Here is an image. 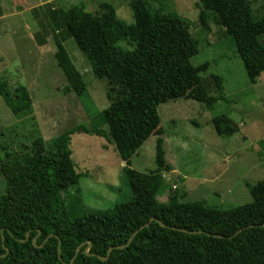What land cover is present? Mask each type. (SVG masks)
I'll return each mask as SVG.
<instances>
[{
	"label": "trees",
	"instance_id": "1",
	"mask_svg": "<svg viewBox=\"0 0 264 264\" xmlns=\"http://www.w3.org/2000/svg\"><path fill=\"white\" fill-rule=\"evenodd\" d=\"M97 1L95 15L86 12L83 4L69 10L48 8L42 20L49 30L40 26L45 35L50 32L53 37L54 59L66 80L65 94L82 98L87 93L82 75L64 48L65 41L72 39L92 76L107 81L115 98L89 126L78 125L47 144L38 138L27 150L4 153L0 163L6 185L0 195V264H264V181L250 188V204L226 211L204 202L185 204V194L179 191L164 204L157 201L166 186L161 175L171 172L158 106L177 99L193 100L207 109L218 101L229 103L222 79L211 77L215 88L211 96L192 65L199 47L189 34L187 21L176 14L151 11L147 0H127L133 18L127 25L117 19L111 5ZM198 1L201 25L208 26L210 13L217 17L254 84L264 73L260 41L264 5L262 17L255 18L247 0ZM35 39L38 47L46 44L42 35ZM1 90L0 96L13 109L8 94ZM211 125L218 137L238 133L226 115L215 117ZM80 132L114 146L127 167L123 176L131 190L129 203L103 212H86L77 194L66 203L64 194L77 188L81 179L70 150L71 137ZM150 137L156 138L157 170L146 175L129 167L132 156ZM151 219L166 228L151 222L127 245ZM120 247L124 248L113 249L107 256L108 249Z\"/></svg>",
	"mask_w": 264,
	"mask_h": 264
},
{
	"label": "rangeland",
	"instance_id": "2",
	"mask_svg": "<svg viewBox=\"0 0 264 264\" xmlns=\"http://www.w3.org/2000/svg\"><path fill=\"white\" fill-rule=\"evenodd\" d=\"M247 1L253 17L261 18L264 0ZM100 2L111 5L119 21L133 23L127 0ZM147 2L153 12L176 14L187 21L189 34L199 47L192 65L199 70L211 96L215 95L211 77H220L229 101H218L211 109L182 99L158 106L165 160L171 172L161 175L166 186L157 201L164 204L179 191L185 194V204L204 202L222 211L250 204V188L264 181V73L254 84L249 82L234 43L217 17L210 13L208 26L201 25L198 0ZM80 4L86 12L98 13L97 0H0V88L15 109L0 96V163L5 152L27 150L38 138L47 144L78 125L89 126L115 98V93H109L112 87L107 81L92 76L89 63L72 39L65 41L64 48L82 75L87 93L78 98L63 92L66 80L54 59L53 37L50 32L45 35L40 26L49 30L42 12L48 8L69 10ZM37 34L45 39L42 47L36 44ZM260 41L264 45V36ZM221 115L232 120L237 134L228 138L215 134L211 120ZM102 129L107 133L106 127ZM155 141L150 137L132 156L131 170L155 173ZM102 144H106L104 150ZM70 150L81 179L77 188L64 194L67 204L71 195L77 194L86 212H103L131 201V190L123 176L127 167L123 163L120 168L113 145L80 132L71 137ZM5 188L0 176V195Z\"/></svg>",
	"mask_w": 264,
	"mask_h": 264
},
{
	"label": "water",
	"instance_id": "3",
	"mask_svg": "<svg viewBox=\"0 0 264 264\" xmlns=\"http://www.w3.org/2000/svg\"><path fill=\"white\" fill-rule=\"evenodd\" d=\"M156 222L157 224H159L162 228H166V226H164L161 222H159L158 220H155V219H151L150 221H149V223H147L146 225H144V226H142L141 228H139L133 235H132V237L129 239V241H128V243H127V245H129L130 244V242L132 241V239L134 238V236L138 233V232H140L141 230H143V229H145L146 227H148L149 226V224L151 223V222ZM262 228L264 227V225H262L261 226ZM174 230H176V229H174ZM182 232H184V231H182ZM190 234H199V232H196V233H190ZM210 236V235H209ZM213 237H215V238H222V237H218V236H213ZM33 244H34V241H33ZM89 247H90V244H89ZM124 247H120V248H110V249H108V251H107V256L110 254V252L113 250V249H123ZM58 257H59V254H60V241L58 242ZM77 253H78V249L76 250V254H75V257H76V255H77ZM101 261H106L107 260V258H105V259H100ZM71 264H72V261H71Z\"/></svg>",
	"mask_w": 264,
	"mask_h": 264
},
{
	"label": "crops",
	"instance_id": "4",
	"mask_svg": "<svg viewBox=\"0 0 264 264\" xmlns=\"http://www.w3.org/2000/svg\"><path fill=\"white\" fill-rule=\"evenodd\" d=\"M105 145H106V144H102V145H101V148H103L102 150H104ZM122 164H123V162L120 161V168H121V169H122ZM75 170H76V169H75Z\"/></svg>",
	"mask_w": 264,
	"mask_h": 264
},
{
	"label": "bare ground",
	"instance_id": "5",
	"mask_svg": "<svg viewBox=\"0 0 264 264\" xmlns=\"http://www.w3.org/2000/svg\"><path fill=\"white\" fill-rule=\"evenodd\" d=\"M71 198V197H70Z\"/></svg>",
	"mask_w": 264,
	"mask_h": 264
}]
</instances>
